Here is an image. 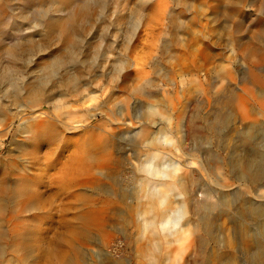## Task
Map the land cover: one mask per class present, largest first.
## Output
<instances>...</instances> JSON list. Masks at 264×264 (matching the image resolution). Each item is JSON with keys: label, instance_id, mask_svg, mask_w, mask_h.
Listing matches in <instances>:
<instances>
[{"label": "rangeland", "instance_id": "obj_1", "mask_svg": "<svg viewBox=\"0 0 264 264\" xmlns=\"http://www.w3.org/2000/svg\"><path fill=\"white\" fill-rule=\"evenodd\" d=\"M67 1L50 10L62 17L53 28L12 18L0 27V264H264L241 247L239 230L243 219L254 226L240 209L264 205V188L239 179L234 162L252 151V169L264 170V0ZM22 2L0 0L6 16ZM69 8L75 32L65 27ZM27 16L39 19L33 5ZM20 28L33 41L12 56L6 42ZM43 120L55 126L36 149L44 139L26 129ZM91 132L106 134L109 147L68 184L65 166ZM33 151L49 164L35 167ZM153 153L164 174L148 171ZM186 169L212 200H230L200 207L208 234L185 185L169 184ZM22 186L43 193L34 207H20ZM169 209L176 221L163 226Z\"/></svg>", "mask_w": 264, "mask_h": 264}, {"label": "bare ground", "instance_id": "obj_2", "mask_svg": "<svg viewBox=\"0 0 264 264\" xmlns=\"http://www.w3.org/2000/svg\"><path fill=\"white\" fill-rule=\"evenodd\" d=\"M63 2L64 3H62L61 0H47V1L45 0V2L43 0H23L22 7H21L20 12L19 13L16 12V13H13V14H9L7 16H6L7 13H4V10L2 8V5L0 4V27L5 26V23H8L7 20L9 18L10 19L12 18L13 21H14V23H23V24H26V22L29 23V26L28 27H35V26H39L40 27L41 26V28H53L54 25L58 21H60L62 17L59 16V15H57V14H55V12H52L50 10H55V11L56 10H59V11L60 10H63L64 6L68 5V1L67 0H64ZM31 5H33L34 6V9L37 11V15H39V19L37 17H35V16H34V18L33 17L30 18V17L27 16V12H28V10H29V8H30ZM68 10L70 12L69 11L68 12H65L66 15H64V16H66L67 21H68V23L67 22L66 23L64 22L65 23V27L70 32H73V31L75 32L76 25L74 23H72V20H69L70 17H71L70 15L72 14L71 13L72 10L70 8ZM49 12H52V13H49ZM18 18L19 19H22V20L21 21H18ZM31 22L33 24H31ZM25 31L23 29H21V28L18 29V33L15 36L17 38V40L10 39V40H8L6 42V43H10L11 48L9 50V53L12 56L13 55L14 56L16 55L15 48L19 44H22L24 42H32L33 41L32 34L31 35L28 34L26 36V35L23 34V32H25ZM9 41H11V42H9ZM0 50L2 51V49H0ZM79 77H80V73L77 76V78H79ZM40 88H42L41 87V84H38V89H40ZM18 91H20V90H18ZM37 92H38V90H37ZM30 94H31V92H30ZM12 95L14 96V98H17V101H18V98L20 97V96H18V92L13 91L12 92ZM6 100H8V99H6ZM17 106H21V109L22 110L24 109V108H22L23 105L21 103H18ZM6 107H7L6 101H0V113L4 112L5 109H6ZM44 120H43V122L42 121L41 122L38 121V122H34L32 124H29L27 126V129H26V130H30L31 129L32 134H33V137H32L33 139H36V138H39V137H41V138L43 137V139H44L43 142L45 144L43 142L36 143V147H35L36 149H38L37 147L40 146V144H41V147L44 146V145H48L47 144V134H49V130L50 129L51 130L54 129V126H55V125L50 124V122H45ZM13 121H14V116L8 122L7 128L12 125ZM38 124H40V125H38ZM78 125H80V124H78ZM96 132H91L87 137H84V139L82 140L83 144L82 145L79 144V146L76 148V156L70 162H68L66 164V166H65L66 171H64V173H63L64 174V178L67 179V180H65L66 183L71 184L73 182H76V180L80 182L82 180V177L80 178V175H83V174L86 175V173L88 172L89 168L92 167V165H94V163H93L94 161L93 160H89L90 158H88V157H92L93 154H95V153L98 154L100 152H103V150H107L108 149V147H109L108 145L110 143V138L106 134H101L100 135V134H98ZM6 135H7V132H3V136L6 137ZM246 135H247V132H244V133H242L241 136H246ZM20 141H22V140H20ZM22 149H23V147H22ZM13 150H14V148H13ZM249 154L250 155L241 156V157L236 156L235 159H234V162H235L236 167L237 168L238 167L240 168V173H239L238 177L241 180L249 181L254 186L253 187L254 189L260 190L261 188H264V180H262V178H264V170H262V171H257V170L254 171L252 169V165H253V152L251 151ZM42 156L46 157L47 160L49 159V153H47V152H46V154L43 153ZM156 156H157L156 153H153L152 154V158L149 161L148 171H150L154 175H157L159 173L164 174V170L161 168L160 162H154V157H156ZM32 157L34 159V162L31 160L33 162L32 164L35 163L34 164L35 167L38 166V168L42 169V167H44L43 166V163L44 162L43 163L42 162L39 163V159L41 158V156L40 155H37L36 154V151H33ZM21 158H22V156L18 154V156L16 158H14L13 163H11L15 170L16 169H20V166L22 165L21 164V162H22ZM203 161L205 162L204 159H203ZM49 162L50 161L46 162V164L48 165ZM217 162L218 161H216V163ZM193 164H194V161L189 160V161H187V164L186 165H188V167L190 168V167L193 166ZM213 166H214V164H213ZM18 171H20V170H18ZM22 172H24V171H22ZM18 176L19 177H23L24 174H18ZM196 178H197V176L192 174L191 169H186V171H185L184 174L177 175V177H174V181H172L169 184L172 187L173 186H177L178 184L185 185V187H186V193H187V198H188L189 202H191V205L197 207V211L199 213V214H197V215H199V223L198 224H200L202 226V229L204 230V232L206 234H208L212 230L211 221H210L209 217L205 213L202 212V210L200 209V207L208 208L209 205L210 206L211 205H216L219 202L228 203L230 200L228 199L227 195H225V194H223V195L221 194L222 196L220 198L215 199V200H212L211 199V195H210V194H212L211 192L209 193L208 191H206L205 189H203L202 186L200 188H196L195 187ZM31 183H32V181H31ZM66 183L64 181H62L61 182V185L66 184ZM19 190H20V192L23 191L25 193L24 201L21 202V205L22 206H20L21 208H25V209L26 208H29V207H34L35 206V201L38 199V197L40 195L43 194L41 192H34L33 190H31V188H29L27 186H22L21 189L19 188ZM19 190H18V188L16 189L17 194L19 193ZM198 190L201 192L200 194H199ZM3 191H4V188L0 191L1 194L3 193ZM161 191H163V190H161ZM4 192H6V190ZM258 196H259V192H258ZM79 199L81 201H86L87 200V196L85 194H80L79 195ZM89 200H93V198H89ZM160 200H161V198H160ZM0 201L1 202L3 201L2 195H0ZM105 201H106V199L102 200L103 203H105ZM0 207H2V204L0 205ZM176 210L177 209L172 210V211L170 209L169 210H166V211L163 210V214H162V217H163L162 218L163 226L164 225H167L170 222H174L175 223V221H176V215H175L176 214ZM240 215L243 218H245V217L252 218L253 221H254V226L253 227L249 226L248 222L245 219H243L241 221V223L239 225L240 238H241L240 239L241 247L245 251L251 252L256 257L255 259L258 262L262 263V262H264V205H262V204L260 205L259 203L255 202V201L245 202L244 205L240 209ZM201 226H200V228H201ZM14 232H17L18 234L20 233L19 229L17 231H14ZM6 235H7L6 234V230L3 228V224L0 221V250L2 249L3 244L6 241ZM198 236L200 237L199 239H201V244H202L201 245V250H203V251H201V252L204 253V247H205L204 246L205 245L204 244L205 243L204 240L205 239L202 236V234H200ZM18 239H19V244L21 246H24L23 239L25 241L26 238L25 237H19ZM57 254L59 255V253H57ZM213 255L214 256L216 255V257L218 258L219 262H221L223 260V257H225V255L219 254L217 252H213ZM251 257H253V256L251 255ZM21 259H23V258L21 257ZM67 262L68 261L66 260V263Z\"/></svg>", "mask_w": 264, "mask_h": 264}]
</instances>
